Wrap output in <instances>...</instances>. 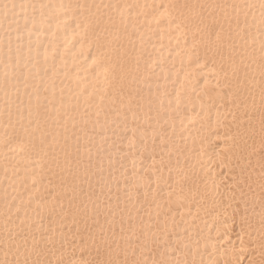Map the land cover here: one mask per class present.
<instances>
[{
    "label": "bare ground",
    "instance_id": "obj_1",
    "mask_svg": "<svg viewBox=\"0 0 264 264\" xmlns=\"http://www.w3.org/2000/svg\"><path fill=\"white\" fill-rule=\"evenodd\" d=\"M0 264H264V0H0Z\"/></svg>",
    "mask_w": 264,
    "mask_h": 264
}]
</instances>
